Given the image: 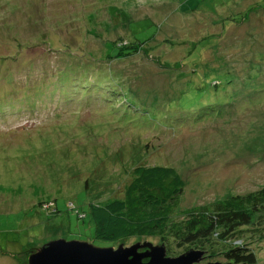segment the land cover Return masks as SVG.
I'll return each instance as SVG.
<instances>
[{"label":"rangeland","instance_id":"1","mask_svg":"<svg viewBox=\"0 0 264 264\" xmlns=\"http://www.w3.org/2000/svg\"><path fill=\"white\" fill-rule=\"evenodd\" d=\"M120 43L137 53L109 60ZM135 166L184 183L166 233L264 188V0H0V264L57 240L162 245L93 240L88 205L123 199ZM262 217L235 234L257 264Z\"/></svg>","mask_w":264,"mask_h":264},{"label":"trees","instance_id":"2","mask_svg":"<svg viewBox=\"0 0 264 264\" xmlns=\"http://www.w3.org/2000/svg\"><path fill=\"white\" fill-rule=\"evenodd\" d=\"M116 46L119 50L114 55H108L109 60L137 53L136 46L122 43ZM123 46L128 47V52H122ZM130 174L132 181L125 189L123 199L104 205H88L86 215L94 226V242L109 246L128 237L161 236V243L166 248V236L173 234L178 240L176 244L185 247L184 253L193 249L207 253L206 250L213 249L215 242H223L227 244L223 251L226 263L257 264L255 253L244 247L241 238L238 239L235 234L238 227L249 225L255 214H264V188L245 196H232L183 211V221L173 225L166 233L167 223L178 206L183 181L163 166H135ZM51 212L56 214L55 209ZM259 219L264 222V217ZM263 233L264 228L260 227L255 232L258 236Z\"/></svg>","mask_w":264,"mask_h":264},{"label":"water","instance_id":"3","mask_svg":"<svg viewBox=\"0 0 264 264\" xmlns=\"http://www.w3.org/2000/svg\"><path fill=\"white\" fill-rule=\"evenodd\" d=\"M204 254L190 250L180 256L170 257L163 244L154 246L147 242L112 248L95 247L87 242L57 240L36 249L29 255L27 264H196L204 258Z\"/></svg>","mask_w":264,"mask_h":264},{"label":"bare ground","instance_id":"4","mask_svg":"<svg viewBox=\"0 0 264 264\" xmlns=\"http://www.w3.org/2000/svg\"><path fill=\"white\" fill-rule=\"evenodd\" d=\"M188 16V15H187ZM186 24H188V23H186ZM184 27V26H183ZM9 129V128H8ZM184 254V253H183Z\"/></svg>","mask_w":264,"mask_h":264},{"label":"flooded vegetation","instance_id":"5","mask_svg":"<svg viewBox=\"0 0 264 264\" xmlns=\"http://www.w3.org/2000/svg\"><path fill=\"white\" fill-rule=\"evenodd\" d=\"M205 258V257H204Z\"/></svg>","mask_w":264,"mask_h":264}]
</instances>
